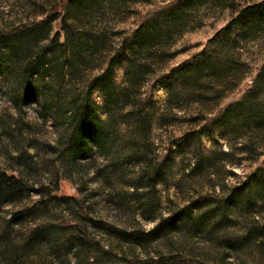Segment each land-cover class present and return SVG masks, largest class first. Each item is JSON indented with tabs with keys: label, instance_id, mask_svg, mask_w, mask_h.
Listing matches in <instances>:
<instances>
[{
	"label": "trees",
	"instance_id": "1",
	"mask_svg": "<svg viewBox=\"0 0 264 264\" xmlns=\"http://www.w3.org/2000/svg\"><path fill=\"white\" fill-rule=\"evenodd\" d=\"M14 2L0 11V95L17 113L36 103V117L50 120L56 136L54 146L23 143L16 130L28 123L1 117L2 137L16 154L2 150L0 156V204L30 191L34 167L27 144L36 154L48 150L52 158L43 164L53 170L56 163V181L43 187L47 198L39 204L71 200L73 218L66 226L74 234L58 241L50 225H41L16 247L5 228L1 264H35L28 258L38 247L54 255L51 264H101L98 258L112 256L120 264H264V59L251 61L246 54L251 43L264 45V0H171L143 14L133 5L151 0ZM208 11L229 16L204 46L173 63L188 49L177 47L180 38L201 27ZM130 17H137L133 26H123ZM117 68L122 70L118 82ZM251 72L247 89L224 103ZM158 85L165 90L161 107L153 96ZM94 91L103 97L101 106L93 100ZM153 128L161 133L155 136ZM215 134L227 137L226 149ZM204 135L211 141L209 155L202 151ZM171 147H187L190 159L181 170L195 185L159 212L154 185L167 183L173 174ZM242 161L256 164L239 176L232 167ZM129 165L134 190L143 189L132 193L134 200L155 222L150 229L135 213L129 217L125 195L115 186L129 184ZM23 166L27 175L19 171ZM90 169L94 192L114 194L117 208L125 210L122 226L91 219L86 212L91 207L79 197L52 193L58 176L81 180ZM87 222L145 255L119 256L111 243L104 251L91 246ZM193 238L208 242L215 254L197 250ZM159 240L167 252L153 249L151 256L148 245ZM71 253L73 263L66 257ZM34 254L40 262L43 256Z\"/></svg>",
	"mask_w": 264,
	"mask_h": 264
},
{
	"label": "rangeland",
	"instance_id": "2",
	"mask_svg": "<svg viewBox=\"0 0 264 264\" xmlns=\"http://www.w3.org/2000/svg\"><path fill=\"white\" fill-rule=\"evenodd\" d=\"M152 3H144L139 2L133 5V8L139 11V14H143L144 12L152 9L157 5L164 4L171 0H151ZM17 2V1H16ZM14 0H0V11L2 9L10 8V6H15ZM204 13V12H203ZM228 12H214L208 11L203 15V25L201 27L195 28L186 32L178 41L177 47L185 46L188 49L185 52L178 54L174 59L173 63L179 62L182 59L186 58L189 54L199 50L202 46H204L206 40L213 34V32L218 29L220 26L224 24L226 19L228 18ZM137 17H130L126 22H124L123 26L132 27ZM250 53H246L248 58L252 61L254 59H264V45L259 44H250L249 45ZM246 51V50H245ZM244 51V52H245ZM253 72H251L239 85L237 90L233 93L229 94L225 99L224 103L237 99L249 86ZM122 77V70L117 68L115 71V80L118 82ZM154 100L156 102L157 107H161L164 103L165 98V90L163 85H158V87L153 92ZM93 100L98 106L102 104V95L98 91H94L92 94ZM36 103L32 102L23 106L22 111L17 113L13 110L12 106L7 100H4L0 95V120L1 117L6 118V115L13 116V122H18V118L22 119L23 122H27L28 124L23 125L19 124L20 129L16 130L18 134V140L23 141V143L28 142L30 140H36L40 142H45L49 146L55 145V132L51 127L50 120H47L45 123L40 122V120L36 117ZM101 117H104V113L99 111ZM20 123V122H19ZM17 126V125H16ZM29 126V127H28ZM23 128V129H22ZM25 128V129H24ZM20 130V132H19ZM15 132V133H16ZM19 132V133H18ZM153 134L157 136L161 133L160 130L153 128ZM163 133V131H162ZM3 132L0 131V156H2V150H7L11 152L12 156H15L13 144L6 139H3ZM215 139L221 144L223 149L227 148V137L221 134H215ZM39 143V142H38ZM202 143V151L204 155H209V150L211 148V141L208 136L201 137ZM31 144H27V153L31 154V162L30 165L33 166L34 173L30 174V179L28 178V183L30 186V191L27 194H24L21 198L12 201H4L0 204V233L3 232V229H7L9 241L13 246L19 247L24 245L22 240L28 236L31 231H34L36 227L41 225H50L51 229H53L52 233L58 241H62L66 239L69 235L74 234L73 230L68 228L67 222L73 218L72 212L73 202L71 200L62 201L59 203H48L46 206H41L39 201L46 200L47 196L43 192V187H51L56 181V163L55 168L50 169L48 166L44 165L46 160H50L52 158L51 154L46 151H41L33 148H29ZM171 155L174 157V166H173V174L168 179L167 183L157 182L154 185L155 188V196L157 197L159 207V212H166L169 206L168 201H178L177 198L181 197V190L190 189L191 186H194L191 182V178L184 174L181 168L183 165H186L190 159V155L188 153L187 147H171ZM41 155L42 161L39 160V156ZM264 157V146H263V154L260 158ZM0 158V163H1ZM27 160V159H26ZM44 163V164H43ZM255 163H249L248 161H242L238 165L233 166L232 170L235 171L239 176H242L244 173L251 170ZM7 166L11 167L12 162H8ZM30 166V167H31ZM29 167V168H30ZM92 169V166H91ZM87 172L81 180L77 176H73V178H63L58 176V187L55 189L54 194L56 195H64L67 197H79L83 200V204L86 206H90L91 208H86L87 216H89L93 220H101L103 223L112 224L114 226H119L121 222L126 220V212L117 208V198L114 194H110L108 192H104L103 189L99 190L98 194L94 192V189H97V184H95V180L91 179L92 176L91 171ZM23 175H27L28 172L23 166L20 170ZM133 168L129 165V184H117L115 185L120 192L124 193L125 201L127 206L129 207V217L130 215H134L135 218L139 220L140 224L144 229H150L154 221H149L145 218L146 214L142 215L139 210V205L134 200V195H138L142 193L143 189L138 187L135 191L132 179ZM29 176V175H28ZM198 179V178H197ZM230 180L233 181L232 177ZM203 181V179L201 180ZM81 183H83V187L81 190H77L81 187ZM42 188V189H41ZM94 192V193H93ZM137 193V194H136ZM187 193V192H186ZM178 196V197H177ZM31 208V209H30ZM30 209V210H28ZM120 221V222H119ZM62 225V226H56ZM122 226V225H120ZM86 229L88 233L87 239L89 240L90 245L95 247L98 245L101 249H107L106 243H111L114 247L111 250L113 253H117L119 256H126V258L131 257V253H134L138 257H142L145 253L137 249L136 247L129 246L128 243L116 241L113 236L107 234L104 229L96 228L92 225V223H86ZM4 233V232H3ZM32 233V232H31ZM77 234V232H75ZM1 235V234H0ZM1 238V236H0ZM196 249H203L204 251L209 252L210 254H215V249L208 242L200 239L196 240L193 238L191 240ZM190 241V242H191ZM187 242H189L187 240ZM74 242H71V248L74 249ZM190 246V245H187ZM91 250V247H89ZM93 248V249H95ZM150 250L149 254L153 256L155 252L154 250H160L163 252H167L164 241L159 240L155 243H150L148 245ZM116 249V250H115ZM135 249V250H134ZM154 249V250H153ZM134 250V251H132ZM3 251V250H2ZM37 251L39 255L43 256L41 261L39 262V257H36L34 254ZM36 251L32 253L28 260H32L35 264H51L52 258L54 255L47 254V250L44 247L36 248ZM218 252V251H217ZM34 257V258H33ZM69 262L73 263L74 257L71 254H68ZM37 258V259H35ZM98 262L101 264H120L119 260L112 256L111 259L104 260L103 258H98ZM1 264V262H0Z\"/></svg>",
	"mask_w": 264,
	"mask_h": 264
},
{
	"label": "water",
	"instance_id": "3",
	"mask_svg": "<svg viewBox=\"0 0 264 264\" xmlns=\"http://www.w3.org/2000/svg\"><path fill=\"white\" fill-rule=\"evenodd\" d=\"M66 1H71V0H66Z\"/></svg>",
	"mask_w": 264,
	"mask_h": 264
}]
</instances>
